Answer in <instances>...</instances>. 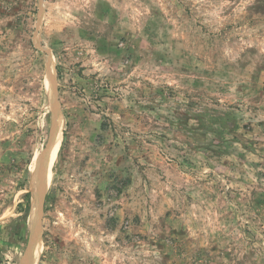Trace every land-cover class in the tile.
<instances>
[{
    "label": "rangeland",
    "instance_id": "1",
    "mask_svg": "<svg viewBox=\"0 0 264 264\" xmlns=\"http://www.w3.org/2000/svg\"><path fill=\"white\" fill-rule=\"evenodd\" d=\"M33 239L35 264H264V0H0V264Z\"/></svg>",
    "mask_w": 264,
    "mask_h": 264
},
{
    "label": "bare ground",
    "instance_id": "2",
    "mask_svg": "<svg viewBox=\"0 0 264 264\" xmlns=\"http://www.w3.org/2000/svg\"><path fill=\"white\" fill-rule=\"evenodd\" d=\"M61 137L62 136L59 133V136L55 138V141L52 144L49 153L46 155L45 158H43L44 163L42 162V166L39 170V174L37 173L38 181H39V187H38L39 190L38 191H40L41 196H43L46 193L51 167H52L54 159L58 153L59 145L61 144L60 143ZM34 239H35V236H34ZM34 239H33L32 243H34V244L37 243V244H35L34 248L30 252V255H29V258H28L26 264H35L36 259H37L38 251L40 248V243H38V241H35Z\"/></svg>",
    "mask_w": 264,
    "mask_h": 264
},
{
    "label": "water",
    "instance_id": "3",
    "mask_svg": "<svg viewBox=\"0 0 264 264\" xmlns=\"http://www.w3.org/2000/svg\"><path fill=\"white\" fill-rule=\"evenodd\" d=\"M56 93V90L54 89V94ZM55 120H54V123H53V128H52V133H51V140H50V143L48 145V148H47V151H45V153L42 155L41 159H40V162H39V166H38V169H37V173L39 174V170L42 166V162H43V158L46 157V155L49 153L50 149H51V146L52 144L54 143L55 141V138L57 136V131H58V118H59V115H60V105L58 103V100L56 98L55 100ZM39 187V181H38V175H36L35 179H34V183H33V188H34V202L39 205L40 202H41V199H42V196L40 194V191H38ZM34 246V243H32L31 245V248Z\"/></svg>",
    "mask_w": 264,
    "mask_h": 264
}]
</instances>
